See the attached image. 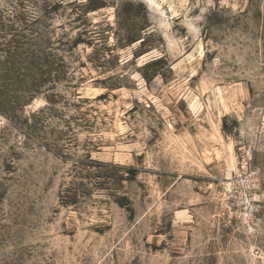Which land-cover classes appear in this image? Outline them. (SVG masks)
<instances>
[{
    "label": "rangeland",
    "instance_id": "rangeland-1",
    "mask_svg": "<svg viewBox=\"0 0 264 264\" xmlns=\"http://www.w3.org/2000/svg\"><path fill=\"white\" fill-rule=\"evenodd\" d=\"M0 0V264H264V0Z\"/></svg>",
    "mask_w": 264,
    "mask_h": 264
},
{
    "label": "trees",
    "instance_id": "trees-1",
    "mask_svg": "<svg viewBox=\"0 0 264 264\" xmlns=\"http://www.w3.org/2000/svg\"><path fill=\"white\" fill-rule=\"evenodd\" d=\"M87 8L88 9H96L103 7L105 5V0H87Z\"/></svg>",
    "mask_w": 264,
    "mask_h": 264
}]
</instances>
